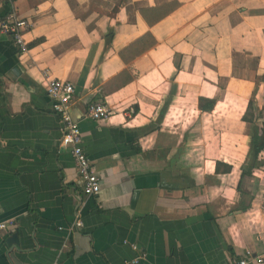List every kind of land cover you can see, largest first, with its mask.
Wrapping results in <instances>:
<instances>
[{
    "label": "crops",
    "instance_id": "crops-1",
    "mask_svg": "<svg viewBox=\"0 0 264 264\" xmlns=\"http://www.w3.org/2000/svg\"><path fill=\"white\" fill-rule=\"evenodd\" d=\"M11 13L29 26L25 51L0 26V221H16L0 264H232L263 251L264 164L241 182L240 168L263 121L264 0H0V25ZM46 77L74 86L94 196L58 148ZM93 100L107 119L81 118Z\"/></svg>",
    "mask_w": 264,
    "mask_h": 264
},
{
    "label": "built area",
    "instance_id": "built-area-1",
    "mask_svg": "<svg viewBox=\"0 0 264 264\" xmlns=\"http://www.w3.org/2000/svg\"><path fill=\"white\" fill-rule=\"evenodd\" d=\"M0 26L2 30L13 36L21 51L26 50V45L22 40V32L29 26L26 18H18L11 13ZM45 92L51 100L52 112L59 117L62 125L58 148L67 149L71 153L77 169L78 185L84 197L94 196L100 191L101 177L84 151L79 121L73 119L71 115V104L75 95L74 86L66 80L46 77ZM111 113V108L104 101L93 100L86 103L81 118L99 121L107 119ZM81 225V219L77 217L74 226L80 227ZM15 227L14 219L0 221V233L8 232ZM132 247L137 248L136 245ZM245 254L246 257L243 259H233L232 264H264V249L259 254H252L250 251H246ZM52 264H60V261H54Z\"/></svg>",
    "mask_w": 264,
    "mask_h": 264
},
{
    "label": "trees",
    "instance_id": "trees-1",
    "mask_svg": "<svg viewBox=\"0 0 264 264\" xmlns=\"http://www.w3.org/2000/svg\"><path fill=\"white\" fill-rule=\"evenodd\" d=\"M214 99H206L203 97L198 98V108L202 111H210L214 108L215 105ZM168 106V102L166 101L164 106L160 109L159 115L157 118V123L159 124L162 120V117L166 111V108ZM256 117L262 118V125L261 127H257L254 121L253 122V132L250 136L249 141V148L248 153L246 156V160L244 164L241 166V175H240V182L241 179L244 176H250L252 174V170L254 168H258L264 164V158L259 159L260 152L264 151V109L256 111ZM153 128V125H148L147 129L150 130ZM219 165H223V173H228L231 170V165L227 163H222L220 161L215 162V172H219ZM239 182V185H240ZM238 185L237 190L241 196H244L245 193L240 189V186Z\"/></svg>",
    "mask_w": 264,
    "mask_h": 264
},
{
    "label": "rangeland",
    "instance_id": "rangeland-1",
    "mask_svg": "<svg viewBox=\"0 0 264 264\" xmlns=\"http://www.w3.org/2000/svg\"><path fill=\"white\" fill-rule=\"evenodd\" d=\"M253 102L255 103V101H253ZM253 102H252V106H253ZM254 111H255L254 109H251V111L248 112V116L254 117V116H252V115H254ZM205 117L208 118L209 116L208 115H205ZM216 128H220V130H222L223 132L226 129V127L223 126V125H219ZM206 132L209 133V134H211L210 127H209V129H207L204 132V135L205 136H209ZM223 144L225 145V143H222V145ZM210 160H214V159L203 158V157H189L188 159H184L183 161H185L190 167L191 166H200V167L201 166H204L205 167V165H208V163H210ZM227 160H232V159H227ZM241 162H242V160L240 159L237 165L241 164ZM238 171H239L238 170V166H234V172H233V174L238 173Z\"/></svg>",
    "mask_w": 264,
    "mask_h": 264
},
{
    "label": "water",
    "instance_id": "water-1",
    "mask_svg": "<svg viewBox=\"0 0 264 264\" xmlns=\"http://www.w3.org/2000/svg\"><path fill=\"white\" fill-rule=\"evenodd\" d=\"M14 237V236H13Z\"/></svg>",
    "mask_w": 264,
    "mask_h": 264
}]
</instances>
